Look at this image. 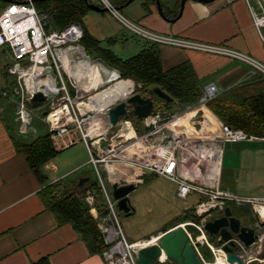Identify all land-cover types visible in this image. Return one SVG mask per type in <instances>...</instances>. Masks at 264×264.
Segmentation results:
<instances>
[{"label": "built area", "instance_id": "built-area-1", "mask_svg": "<svg viewBox=\"0 0 264 264\" xmlns=\"http://www.w3.org/2000/svg\"><path fill=\"white\" fill-rule=\"evenodd\" d=\"M260 1L263 9L256 11L252 8L251 11L254 23L264 38L262 30L264 0ZM103 2L118 19L150 41L202 52L225 54L248 63L254 76L264 78V61L245 51L224 44L159 33L128 19L120 10L115 9L110 0ZM83 35V26L76 21H71L61 28L52 27L50 12L39 10L34 0H12L1 9L0 49L9 48L11 62L8 70L17 77L19 83L14 91L21 99L16 110V120L19 122L21 134L27 135L37 131L33 122L34 109L30 108L28 103L31 102L34 93L41 89L46 94V100L54 101L53 109L47 114L46 120L55 145L68 146L75 142L70 136V125L76 122L81 128V121L78 116H74L76 114L74 101L76 97H81V93L77 96L70 93L64 72L69 70L71 65L83 62L84 59L78 51H83L94 62L103 63L89 55L81 42ZM119 75L120 73L117 77ZM29 77L32 79L31 83L27 80ZM45 79L53 81V88L44 82ZM33 81L38 84L37 87L34 86ZM74 82L76 85L77 82ZM221 91V87L216 82L210 81L204 85L197 101L186 103L173 112L153 110L150 115L143 117L148 129L140 134L131 118L127 115L122 116L117 123L119 129L111 136L112 141L101 149V152L109 156V159L102 158L107 165V173L104 175L98 167V162L102 159L96 156L98 152L95 151L94 142H98L100 147L101 139H105L108 129L99 133V138L93 142L88 139V133L82 131V138L86 141L90 161L96 167L106 201V212L99 214L98 211V215H94L99 222V229L105 242L102 255L106 264H139L138 251L148 244L145 243L146 238L137 240L127 238L117 216V200L108 190L105 179L107 181L117 179L120 183L136 182L135 180H138L143 173H149L174 181L177 185L176 194L180 198L185 199L191 194H198L200 199L193 205L198 219L183 221L179 225L186 229L189 239L205 264H210L217 253L221 249L224 250L223 244L217 240V244L211 242L213 238L205 228V223L213 212L221 213L230 202L236 205L251 204L259 217L256 229L261 230L264 227L263 211L260 208L264 206V195L238 193L220 185L226 145L230 142L238 143L257 138V135L228 125L210 108L209 102ZM63 107L68 113L58 115L55 121L51 120L50 114ZM196 116L199 117L198 121L193 119ZM47 167L56 168V164L49 162ZM87 192L86 200L91 205V210H98L93 205L95 198L93 192L91 190ZM163 233L158 235L159 239L154 243L159 242ZM234 240L236 243L234 252L249 264L252 257L246 259L243 252L250 246H246L238 237H234ZM200 243L205 244L213 252V259L209 260L205 257L199 246ZM227 261L230 262L228 258ZM232 263L237 262H230Z\"/></svg>", "mask_w": 264, "mask_h": 264}, {"label": "crops", "instance_id": "crops-1", "mask_svg": "<svg viewBox=\"0 0 264 264\" xmlns=\"http://www.w3.org/2000/svg\"><path fill=\"white\" fill-rule=\"evenodd\" d=\"M1 1L6 4L10 0ZM91 1L104 6L103 0ZM116 1L124 5L120 12H125L131 19L151 30L224 44L264 61V38L254 23L251 11L252 8L256 11L263 9L260 0H186L182 12L181 0H159L161 9L157 0H131L128 3V0ZM82 26L95 40L94 44L86 48L87 52L92 58L103 63H95L94 66V61L86 58V62L75 63L64 72L73 96L114 79L115 72L103 65L109 64L103 60L105 57L100 52L102 49L111 50L118 57L129 58L153 43L134 32L110 9L97 11L89 8L83 16ZM157 46L165 69L182 62H190L202 79L203 87L206 83L214 81L222 89L220 94L242 86L247 88L256 83L250 65L228 55L171 44L158 43ZM8 52V47L0 49V81L6 78L3 73L5 60L2 55H8ZM78 53L80 54L79 51ZM82 53L84 54L83 51ZM7 78L10 81L17 79L9 72L8 66ZM73 81L77 84L73 85ZM193 119L198 121L199 117ZM16 122L13 109L5 106L0 110V264H106L102 253L92 252L82 233L77 231L71 222H59L53 210L45 206L40 196L41 189L47 182L66 177L62 174L50 179L44 169L45 180L39 176L15 145L14 131L19 129ZM251 141H264V136H257L249 140ZM56 147L60 149L67 146ZM225 154L226 148L220 185L232 189L224 183ZM51 159L44 167L58 170V164ZM49 162L55 163L56 168H48ZM110 182L112 186V181ZM236 192L264 195V190L260 193ZM193 195H197V201L200 199L198 194ZM228 205H231L234 214L240 217L243 223L257 225L259 217L251 204L236 205L230 202ZM260 208L264 211V206ZM219 213L215 211L210 217Z\"/></svg>", "mask_w": 264, "mask_h": 264}, {"label": "rangeland", "instance_id": "rangeland-1", "mask_svg": "<svg viewBox=\"0 0 264 264\" xmlns=\"http://www.w3.org/2000/svg\"><path fill=\"white\" fill-rule=\"evenodd\" d=\"M39 10L46 11L45 8ZM121 13L126 17L128 16L123 11H121ZM127 18L139 24V22L131 19L129 16ZM2 56V58L5 60V69L3 73L5 74L6 78H2L3 80L1 79L2 81H0V110L7 106V108L13 109V112L16 115L17 106L21 99L20 96L15 93L14 88L19 83L17 79H15V81H10L7 78V66H9V63L11 62V56L9 52L8 55L4 54ZM95 63H97V61L94 62V66H96ZM113 78L114 79L110 80L109 82H104L103 84L97 85L96 87L85 89L83 92H81L80 98L76 97V100L74 101L76 114H74V116H78L79 120L81 121V128L76 122L71 123L70 125V136L76 140L74 143L70 144V146L58 149V152L51 159L56 164H58V170L55 171L53 169H46L43 167L50 179L55 178L56 176H62V174L64 177H66L57 179L61 181L62 188L67 187L73 190L81 191V187L76 186L78 178L81 174L89 173L91 177H97L96 167L91 164L90 153L86 141L82 138V131L88 133V139L93 142L99 138V133L103 132L105 129H108L105 139H101L100 147L98 142H94V148L95 151L98 152V155H96L97 157L101 159H109L108 154L101 152V149L106 147L108 143L112 141L111 136L119 129V125L116 124L115 126H109L106 116L104 119L97 122L95 117L106 112L109 107L116 105L120 100L127 99L129 95L135 92H143L144 84L128 77L129 79L133 80L135 86L126 97L115 101L100 112L95 113L92 109H88L86 111L84 103L88 102L92 96L101 91L105 92L110 85L115 83L117 80L123 79L120 75L117 77L116 74L113 75ZM258 81L260 83L262 82V80L259 79ZM74 84L75 82L73 81V85ZM260 86H263V83H261ZM50 87H53V84H51ZM153 97L154 101H157L156 104H161V97H159L156 93H153ZM53 102L54 101H51V99H45L42 102L28 103L29 107L34 109L33 122L34 126L37 127V131H32L28 133L27 136L21 134L19 129L14 131L16 137L20 141L27 142L41 133H45L47 131L50 132V126L46 120V117L49 111L53 109ZM132 109L133 107L131 105L129 107V111ZM62 110L65 111V108H62ZM128 115L129 113L127 114V117H129ZM16 123H18L19 128V122L17 121ZM145 126L148 127L147 125ZM105 162L106 161L104 159L98 162V167L103 175L107 173V165ZM117 163L120 162L118 161ZM105 181L108 190L112 192L110 180L107 181L105 179ZM135 181L137 187L129 193V197L132 205L135 208V212L130 215H126L123 211L117 209V216L120 221V225L129 240H137L140 238L149 239L151 236L155 237L160 233L165 232V228L176 222L175 217L183 213L185 208L193 206L197 202V195L191 194L185 199L178 197L176 194V183L167 177L151 176L147 173L143 174L138 180ZM49 183L50 182H47L45 185ZM224 183L233 190L240 192L260 193L264 190V141H243L238 143H228L226 146L224 160ZM92 192L95 197L93 205L96 206L98 210L90 209V211L93 216L98 215V211L99 214H103V212L99 210L104 207L103 199L101 198L100 194H97L95 190ZM87 194L88 192L84 195L85 200ZM97 223H99L98 220ZM190 228L193 229L192 226H190ZM211 242L217 244L216 238H213ZM199 246L206 258H209V260L213 259V252L209 250L205 244L200 243ZM243 254L246 259L252 257V260L249 262V264H260V260L264 259V227L261 230H257L256 242L250 245V247L247 248ZM253 257L256 258L254 259ZM156 264H175V262L166 257V259L162 261L159 260Z\"/></svg>", "mask_w": 264, "mask_h": 264}, {"label": "trees", "instance_id": "trees-1", "mask_svg": "<svg viewBox=\"0 0 264 264\" xmlns=\"http://www.w3.org/2000/svg\"><path fill=\"white\" fill-rule=\"evenodd\" d=\"M110 1L113 5L120 4L116 0ZM6 4L0 0V10ZM35 4L39 9L45 8L50 12L52 27L57 28L64 27L71 21L83 24V16L89 9L85 0H39L35 1ZM81 42L87 48L92 43L94 44L95 40L84 29ZM157 45L158 43L153 42L150 47L129 58L118 57L107 49H102L100 52L105 57L103 60L110 66L103 65L115 72L116 75L118 70L123 78L120 80L126 81L133 89L135 83L128 77L144 84L143 92H141L144 95L153 97V93H155L153 87L156 85L162 87L172 98L170 100L160 98L162 105L156 104L155 100L154 110L165 109L173 112L178 106L199 99L203 92V81L196 74L190 62H182L165 69ZM258 79L262 80L263 86H260L261 83ZM254 80L256 83L250 87L242 86L224 91L211 100L209 106L228 125L241 128L250 134L264 136V78L255 76ZM128 116L139 133L148 129L143 122V117L137 116L133 109ZM14 141L18 150L25 155L29 165L45 180L46 175L43 172V167L58 152L51 133L49 131L41 133L27 142L20 141L14 136ZM88 183L92 186L89 190H95L103 199L104 207L99 210L103 213L106 212V201L98 178L91 177ZM81 189V191H77L67 187L62 188L61 181L55 180L41 189L40 196L45 206L53 210L59 222H71L76 230L82 233L90 250L102 253L105 247L104 238L96 218L90 211V205L84 199L87 190L84 187ZM175 218L176 222L165 228V231L176 223L196 220L198 216L193 206Z\"/></svg>", "mask_w": 264, "mask_h": 264}, {"label": "water", "instance_id": "water-1", "mask_svg": "<svg viewBox=\"0 0 264 264\" xmlns=\"http://www.w3.org/2000/svg\"><path fill=\"white\" fill-rule=\"evenodd\" d=\"M130 1L131 0H128L127 3ZM185 1L186 0H181L180 12H182ZM85 2L88 8L97 11L110 9L107 5L102 6L90 0H85ZM157 3L160 7L159 0H157ZM123 6V4L114 5L115 9L118 10ZM153 91L159 97L166 100L172 98L168 92L158 85L153 87ZM45 99V92L39 89L31 97L30 101L42 102ZM131 105L137 116L146 117L154 110L155 101L152 96L144 95L141 92H135L129 95L127 99L120 100L116 105L108 108L105 116L109 125L115 126L122 116L128 114ZM90 179L91 176L89 174L81 175L77 185L79 187H84L85 190H89L92 187L91 184L88 183ZM136 187L137 184L135 182L120 183L117 179L112 181V195L117 200V208L126 215L135 212L129 193ZM205 228L209 232L210 237L216 238L219 243L223 244L222 246L224 250H226L227 258L230 262L246 264L245 260L234 252V245L236 244L234 237H238L246 246L252 245L257 239V229L255 226L243 223L241 218L234 214L231 205H226L221 213L206 221ZM138 254L139 264H156L159 260L162 261L163 255L173 260L175 264H205L200 258L193 242L189 239L186 229L182 225H179V223H176L173 227L165 231L159 242L141 247ZM260 264H264V259L260 260Z\"/></svg>", "mask_w": 264, "mask_h": 264}, {"label": "bare ground", "instance_id": "bare-ground-1", "mask_svg": "<svg viewBox=\"0 0 264 264\" xmlns=\"http://www.w3.org/2000/svg\"><path fill=\"white\" fill-rule=\"evenodd\" d=\"M80 56H82L84 59L82 61H84V62L87 61L86 58H88V56L85 53L83 54L82 52H80ZM90 61H92V60H90ZM95 71H96V73H98L97 68H95ZM27 80L29 81V83H31V81H32L31 77L27 78ZM39 82H41L40 79H39ZM44 82L49 86L51 84H53V86H54L53 81H49V79H48V81L45 79ZM33 83H34V86H36V87L38 86V84L35 81H33ZM51 88H53V87H51ZM132 89L133 88H131V86L126 81L117 80L115 83L110 85L105 92L104 91L98 92L96 95L92 96V98L88 102L84 103V107L86 108L85 110L87 111L88 109H92V110H94L95 113L100 112V111L106 109L108 106H110V104L114 103L115 101H117L123 97H126L132 91ZM63 108H65V107H63ZM66 113H68L66 108H65V111H63L62 108H59V109H57V111L52 112L50 114V119L55 121L56 118L58 117V115L66 114ZM105 113L106 112L95 117L96 122L104 119ZM94 124H95V122H94ZM99 126H101V125H99ZM262 218L264 219V211L262 213ZM156 239L157 240L159 239L158 235L155 237L149 238V239L146 238L145 243H147V244L153 243L154 241H156ZM164 259H166V255L162 256V260H164ZM210 264H230V262L227 261L226 252L223 249H221L217 253L216 258ZM232 264H237V263H232Z\"/></svg>", "mask_w": 264, "mask_h": 264}, {"label": "flooded vegetation", "instance_id": "flooded-vegetation-1", "mask_svg": "<svg viewBox=\"0 0 264 264\" xmlns=\"http://www.w3.org/2000/svg\"><path fill=\"white\" fill-rule=\"evenodd\" d=\"M78 180H79V178H78ZM78 182V181H77Z\"/></svg>", "mask_w": 264, "mask_h": 264}]
</instances>
